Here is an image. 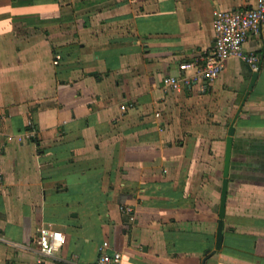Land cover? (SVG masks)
<instances>
[{
    "label": "crops",
    "instance_id": "obj_1",
    "mask_svg": "<svg viewBox=\"0 0 264 264\" xmlns=\"http://www.w3.org/2000/svg\"><path fill=\"white\" fill-rule=\"evenodd\" d=\"M257 2L0 0V233L16 243L0 240V264H93L105 239L122 264H264V26L245 43L262 57L247 97L235 57L166 88L214 48L216 9ZM43 226L66 234L54 255Z\"/></svg>",
    "mask_w": 264,
    "mask_h": 264
},
{
    "label": "built area",
    "instance_id": "obj_2",
    "mask_svg": "<svg viewBox=\"0 0 264 264\" xmlns=\"http://www.w3.org/2000/svg\"><path fill=\"white\" fill-rule=\"evenodd\" d=\"M214 25L216 44L214 48L204 55L201 60L184 61L180 69L184 72L192 70V74L182 77L170 75L166 80L167 90H179L193 80H213L217 78L226 66L228 59L235 57L246 61L253 70H260L262 57L259 53L247 51L245 43L252 33H260L264 26V0H258L251 7L239 9H216L214 11ZM125 108L126 105H123ZM34 129H30L29 135L33 137ZM4 173L0 169V184L3 182ZM125 212L131 221L136 215L132 206H126ZM0 240L10 244L5 235L0 233ZM39 251L43 255H54L67 242L64 231L43 226L39 229L35 238ZM123 252L112 248L109 240H103L99 246V256L93 264H122Z\"/></svg>",
    "mask_w": 264,
    "mask_h": 264
},
{
    "label": "water",
    "instance_id": "obj_3",
    "mask_svg": "<svg viewBox=\"0 0 264 264\" xmlns=\"http://www.w3.org/2000/svg\"><path fill=\"white\" fill-rule=\"evenodd\" d=\"M248 70L250 72V83L248 86V90L245 94L247 97L250 93V90L253 89L256 80L260 74L259 70H253L251 65H248ZM241 109L237 112L232 122L229 125L228 135L226 137V150H225V162H224V171H223V182L221 188V199H220V208H219V221L217 228V238L215 248L209 251L208 255L215 253L217 250L221 249L224 242V228H225V216L228 202V194H229V183H230V170H231V162H232V153H233V144H234V136H235V120L238 117ZM207 256L203 260V264H206Z\"/></svg>",
    "mask_w": 264,
    "mask_h": 264
}]
</instances>
